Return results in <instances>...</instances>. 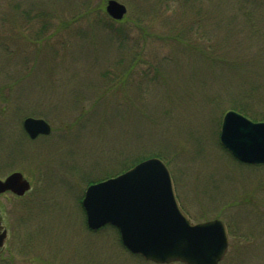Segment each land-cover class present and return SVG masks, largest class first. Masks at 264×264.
<instances>
[{"label": "rangeland", "instance_id": "obj_1", "mask_svg": "<svg viewBox=\"0 0 264 264\" xmlns=\"http://www.w3.org/2000/svg\"><path fill=\"white\" fill-rule=\"evenodd\" d=\"M108 1L0 0V179L31 184L0 195V264H155L82 201L157 155L191 221L228 227L219 264H264V165L220 142L229 111L264 122V0H115L121 21Z\"/></svg>", "mask_w": 264, "mask_h": 264}, {"label": "water", "instance_id": "obj_2", "mask_svg": "<svg viewBox=\"0 0 264 264\" xmlns=\"http://www.w3.org/2000/svg\"><path fill=\"white\" fill-rule=\"evenodd\" d=\"M107 15L121 21L127 8L109 0ZM23 128L31 140L49 136L51 126L43 119L27 118ZM220 142L242 164L264 165V122H252L229 111L223 118ZM31 189L22 173L0 179V195L18 197ZM82 206L87 226L98 230L112 226L132 254L155 264H219L226 257L229 236L221 220L194 224L181 208L171 174L165 163L149 158L125 173L90 185ZM0 222V251L7 238Z\"/></svg>", "mask_w": 264, "mask_h": 264}, {"label": "flooded vegetation", "instance_id": "obj_3", "mask_svg": "<svg viewBox=\"0 0 264 264\" xmlns=\"http://www.w3.org/2000/svg\"><path fill=\"white\" fill-rule=\"evenodd\" d=\"M13 173H14V172H13ZM9 175H10V174H9ZM9 175H8V176H9ZM8 176H6L5 178H3V180H5ZM7 194H8V195H11V194H12L13 196H15V195H14L13 193H11V192H6V193H4L3 195H7ZM15 197H17V196H15ZM24 197H25V196H24ZM17 198H23V197H17ZM2 230H3V232H4V231H7V238H6V240H5V242H6L7 239H8V230L4 227V225H3V229H2ZM5 242H4V245H5ZM3 248H4V247H3Z\"/></svg>", "mask_w": 264, "mask_h": 264}, {"label": "trees", "instance_id": "obj_4", "mask_svg": "<svg viewBox=\"0 0 264 264\" xmlns=\"http://www.w3.org/2000/svg\"><path fill=\"white\" fill-rule=\"evenodd\" d=\"M103 10V9H102ZM99 12H101V11H99ZM103 12V11H102ZM154 157H158V158H160V156H154ZM138 164V163H137ZM96 182V181H95ZM91 183H93V182H90L89 184H91Z\"/></svg>", "mask_w": 264, "mask_h": 264}]
</instances>
